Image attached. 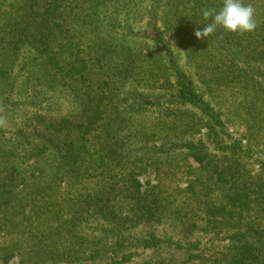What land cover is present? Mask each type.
Wrapping results in <instances>:
<instances>
[{
  "label": "trees",
  "instance_id": "trees-1",
  "mask_svg": "<svg viewBox=\"0 0 264 264\" xmlns=\"http://www.w3.org/2000/svg\"><path fill=\"white\" fill-rule=\"evenodd\" d=\"M243 2L254 31L197 39L222 0H0V264H264V0Z\"/></svg>",
  "mask_w": 264,
  "mask_h": 264
},
{
  "label": "clouds",
  "instance_id": "clouds-1",
  "mask_svg": "<svg viewBox=\"0 0 264 264\" xmlns=\"http://www.w3.org/2000/svg\"><path fill=\"white\" fill-rule=\"evenodd\" d=\"M255 9L243 0H222L219 9H203L202 17L210 23L202 24L204 27L194 31L197 39H206L218 27L232 33L252 32L256 29L254 19Z\"/></svg>",
  "mask_w": 264,
  "mask_h": 264
},
{
  "label": "rangeland",
  "instance_id": "rangeland-1",
  "mask_svg": "<svg viewBox=\"0 0 264 264\" xmlns=\"http://www.w3.org/2000/svg\"><path fill=\"white\" fill-rule=\"evenodd\" d=\"M181 63L184 64V60L181 59ZM152 114H154V110L153 112L150 114V116H153ZM154 116H156V112L154 114ZM204 133L206 132V130L203 131ZM229 132L232 134V137L235 141H239L240 139H242L243 136V130L242 129H236V128H230ZM197 139H199V136H197ZM242 146L245 147L246 146V141L242 142ZM213 146L211 144H208L207 148H209L210 150H212ZM261 160H263V157L261 156V154H255L253 156L252 159H248L246 161V163L248 164V166H250V168H252L253 172H257L260 168V162ZM180 168L177 170L178 174L181 175H185L184 173L188 172V167H187V162H185L183 160V157L181 156L180 158ZM190 164H192V167L195 168L197 167V164L195 162H193L192 160L189 161ZM189 166V165H188ZM151 170L149 171L148 174H145L143 176H141L139 179L142 182V184L146 187L147 183L150 181H154V175L151 173ZM189 177L186 175L184 177V180L181 182L180 186L182 188H186L189 184ZM228 243V241L223 240L222 236L220 238H214L213 236H208L203 240V245L208 246L209 248H216V250H220V247L223 245H226ZM172 249H166L165 251H163L161 254L162 256L166 257V258H170V256L173 254L174 258L180 259V254L176 253L174 254V252H172ZM136 256L133 257L132 261L129 262L128 264H144L145 262L148 261H152V258L156 259L155 257H153V252L150 250H145L142 248L137 249L136 251Z\"/></svg>",
  "mask_w": 264,
  "mask_h": 264
}]
</instances>
